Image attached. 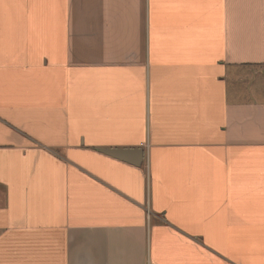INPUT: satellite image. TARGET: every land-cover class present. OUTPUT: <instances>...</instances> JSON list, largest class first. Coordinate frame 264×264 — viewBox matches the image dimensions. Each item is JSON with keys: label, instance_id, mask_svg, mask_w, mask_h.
<instances>
[{"label": "crops", "instance_id": "obj_1", "mask_svg": "<svg viewBox=\"0 0 264 264\" xmlns=\"http://www.w3.org/2000/svg\"><path fill=\"white\" fill-rule=\"evenodd\" d=\"M0 264H264V0H0Z\"/></svg>", "mask_w": 264, "mask_h": 264}, {"label": "water", "instance_id": "obj_2", "mask_svg": "<svg viewBox=\"0 0 264 264\" xmlns=\"http://www.w3.org/2000/svg\"><path fill=\"white\" fill-rule=\"evenodd\" d=\"M103 152L109 155L115 156V157H120V158H124L128 154L127 151H124V150H112V149H107V150H104Z\"/></svg>", "mask_w": 264, "mask_h": 264}]
</instances>
